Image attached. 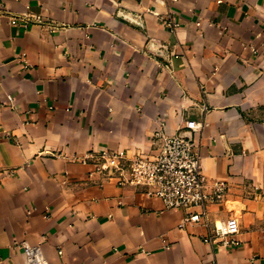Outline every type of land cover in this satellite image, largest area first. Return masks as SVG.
<instances>
[{
  "label": "crops",
  "instance_id": "obj_1",
  "mask_svg": "<svg viewBox=\"0 0 264 264\" xmlns=\"http://www.w3.org/2000/svg\"><path fill=\"white\" fill-rule=\"evenodd\" d=\"M162 123L228 182L238 245L71 158ZM0 264H264V0H0Z\"/></svg>",
  "mask_w": 264,
  "mask_h": 264
},
{
  "label": "built area",
  "instance_id": "obj_2",
  "mask_svg": "<svg viewBox=\"0 0 264 264\" xmlns=\"http://www.w3.org/2000/svg\"><path fill=\"white\" fill-rule=\"evenodd\" d=\"M9 20L23 26L44 22L40 15L31 19L10 14ZM163 22L173 29L179 25L170 17H163ZM21 59L26 60L25 56ZM71 158L91 164L90 174L101 173L120 185L137 186L147 195L162 199L166 208L185 211L180 227L192 223L206 226L208 232L202 236L203 241L225 247L239 244L240 225L236 216L211 219L209 206L226 200L229 184L203 172L197 141L190 131L169 134L162 123L154 131L148 150L134 154L124 150H91L83 155L73 154ZM24 247L31 257L32 250L26 243Z\"/></svg>",
  "mask_w": 264,
  "mask_h": 264
}]
</instances>
